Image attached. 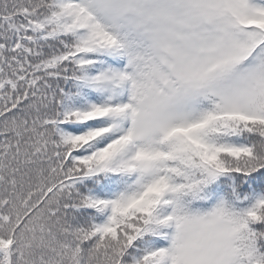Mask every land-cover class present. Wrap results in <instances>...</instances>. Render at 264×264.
I'll return each mask as SVG.
<instances>
[{
	"label": "snow or ice",
	"instance_id": "1",
	"mask_svg": "<svg viewBox=\"0 0 264 264\" xmlns=\"http://www.w3.org/2000/svg\"><path fill=\"white\" fill-rule=\"evenodd\" d=\"M0 264H264V0H0Z\"/></svg>",
	"mask_w": 264,
	"mask_h": 264
}]
</instances>
